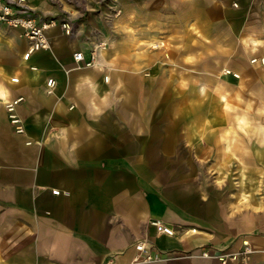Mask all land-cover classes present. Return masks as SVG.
<instances>
[{"label": "crops", "instance_id": "crops-1", "mask_svg": "<svg viewBox=\"0 0 264 264\" xmlns=\"http://www.w3.org/2000/svg\"><path fill=\"white\" fill-rule=\"evenodd\" d=\"M151 1L120 0L122 14L110 22L98 12L88 15L87 27L96 42L108 39L92 66L72 57L76 50L89 56L81 35L70 37L54 27L48 32L50 49L23 60L26 39L18 29L1 27L0 264H137L136 243L141 239L150 241L152 254L165 255L219 236L204 230L211 226V208L184 191L179 167L168 177L158 164V158L184 156V142L195 135L188 126L208 125L209 120L197 124L194 119L183 123L148 117L146 103L134 101V94L147 93L146 86L140 90L134 84H145L141 68L158 65V51L144 52L139 43L147 40L150 15L155 16L158 45L165 47L163 38L169 39L189 56L195 40L203 46L220 43L228 18L233 26L234 13L228 0H153V9ZM249 27L244 23L242 30ZM261 64L242 62L228 69L239 71L243 79L253 77ZM14 75L18 83L10 81ZM48 77L56 80L53 93L45 91ZM193 77L186 76L189 82ZM200 83L197 92L206 93L205 81ZM19 95L23 133L14 131L3 105L4 99ZM235 125L241 128L226 130L235 136H220L235 158H244L245 164L250 159L253 173L255 159L264 156V120L239 116ZM186 144L187 152L195 148ZM198 150L205 147L200 143ZM152 219L179 232L158 234ZM191 225H196L195 232Z\"/></svg>", "mask_w": 264, "mask_h": 264}, {"label": "rangeland", "instance_id": "rangeland-1", "mask_svg": "<svg viewBox=\"0 0 264 264\" xmlns=\"http://www.w3.org/2000/svg\"><path fill=\"white\" fill-rule=\"evenodd\" d=\"M239 3L244 5L243 9ZM228 5L234 13L231 17L233 26L228 18L220 43L211 42L203 46L195 40L193 53L189 56L184 55V47L172 45L169 39L163 38L165 47L158 45L155 37L158 36V29L154 28L153 14L148 19L152 26L145 30L147 40L139 42L144 52L158 51L157 67L152 64L141 68L145 84L140 80L134 84L140 90L146 86L147 93L134 94V101L146 103L147 116L179 118L181 121L194 119L197 124L203 123L202 119L209 120L205 122L210 123L208 125L188 126L195 130V135L184 142V152H180L184 156L158 158V164L164 167V176L168 177L172 168L179 167L178 176L184 191H189L195 202L211 208V226L204 230L216 231L219 236L216 237L218 240L171 252V255L179 257L157 261L141 258L137 264H220L218 258L192 256L202 251L226 254V264H243V256L252 264H264V156L255 159L257 165L254 164V172L250 173V159L245 164L244 158H235L231 149L227 148L228 142L220 136L221 133L227 137L235 136L226 130L241 128L235 125L236 117L264 120V62H261L264 59V0H228ZM73 6L71 8L79 9L81 14L74 18L72 33L68 36L81 35L90 58L94 52L97 54L99 49L108 46V39L102 38L98 41L99 45L94 44V31L87 27L88 15L98 12L106 22H110L121 16L122 6L120 0H84ZM150 6L153 9V0ZM244 23L250 24V27L242 30ZM195 35L199 33L196 31ZM252 58H261L257 61L262 63L261 69H256L253 77L242 79L237 70L230 71L240 74L239 79L224 74L223 68L249 63ZM188 74L194 75L191 82L186 78ZM201 81H205L206 93L197 92L202 89ZM191 90L196 92L191 93ZM220 100L226 107L220 104ZM201 130L207 132L198 134L197 131ZM185 143L193 144L194 151L187 152ZM200 143L205 150H198ZM230 143L235 152L236 140L233 138ZM187 153L190 156H186ZM261 153L264 150L260 149ZM236 161H239V165ZM246 165L248 168H244ZM171 176L174 177V174ZM212 225L220 227V232ZM244 241L251 248L246 255L240 254L245 247Z\"/></svg>", "mask_w": 264, "mask_h": 264}, {"label": "built area", "instance_id": "built-area-1", "mask_svg": "<svg viewBox=\"0 0 264 264\" xmlns=\"http://www.w3.org/2000/svg\"><path fill=\"white\" fill-rule=\"evenodd\" d=\"M84 0H0V29L3 25L7 27L18 29L19 35L24 37L27 41V47L22 53V59L28 60L30 56L39 50L50 49V39L48 32L54 27L59 29L66 35L72 33V24L74 18L81 14L77 8L72 9L73 5L79 4ZM99 1V0H95ZM45 3L50 7L41 5ZM236 5V3H234ZM99 45L98 42L94 43ZM96 53V52H94ZM86 58L82 50H76L73 52L72 57L76 63H81L83 66H92L95 63L96 54ZM261 58H252L251 62L257 61ZM261 62L262 61L261 59ZM31 69H36V66H30ZM105 79H108L105 76ZM10 81L13 83L19 82L17 75L11 76ZM56 85V80L53 77L46 79L45 91L47 93H53ZM23 96L10 97L3 100V105L10 124L17 133L24 132V126L22 119L18 113L17 107ZM53 193H58L59 190L53 189ZM150 224L155 228L158 234H165L169 236L176 235L177 231L172 225H169L161 219H152ZM191 232H195V227L191 228ZM245 247L240 254L246 255L251 251V248L247 246L244 241ZM151 243L147 238L141 239L136 243L137 254L135 259H143L145 261H157L166 260L170 258L179 257L171 255V252L165 255L150 252ZM192 256H201L208 258H218L220 264H226V254H213L209 251H202L199 254H193ZM234 256V254H230ZM243 264H252L246 260V256H243Z\"/></svg>", "mask_w": 264, "mask_h": 264}, {"label": "bare ground", "instance_id": "bare-ground-1", "mask_svg": "<svg viewBox=\"0 0 264 264\" xmlns=\"http://www.w3.org/2000/svg\"><path fill=\"white\" fill-rule=\"evenodd\" d=\"M262 60H264V59H262ZM224 72L225 73H229V74L231 73L234 77H238L239 76L237 73L231 72L229 69H224Z\"/></svg>", "mask_w": 264, "mask_h": 264}]
</instances>
